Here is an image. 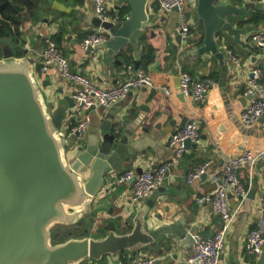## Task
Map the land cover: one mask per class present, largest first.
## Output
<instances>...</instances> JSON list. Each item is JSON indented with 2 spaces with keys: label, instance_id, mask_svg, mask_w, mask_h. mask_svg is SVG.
Segmentation results:
<instances>
[{
  "label": "crops",
  "instance_id": "crops-1",
  "mask_svg": "<svg viewBox=\"0 0 264 264\" xmlns=\"http://www.w3.org/2000/svg\"><path fill=\"white\" fill-rule=\"evenodd\" d=\"M108 1L112 14H116L121 7L128 6L125 0ZM158 1L151 0L150 7L151 12L158 14L159 18L148 23L139 44L125 47L121 53L122 56L120 53L109 56L104 45L94 51L81 47V40L96 29L90 23L94 16L91 0H54L52 4L48 0H42L38 7V20L30 17L25 9L20 12L22 15L21 42L14 45L4 40L2 53L4 55L6 51L13 52L15 57L22 58L25 56V49L30 50L29 56L36 58L34 76L41 87L51 114L58 105L65 104V96L73 97L74 92L72 85L61 79L55 67L47 74L41 72V51L47 36H51L59 45L63 54L69 59L70 68L73 71L81 73L92 82L104 87L115 86L125 79L126 60H132L135 65L139 62V67H142L145 63L143 57L146 46L155 50L154 61L145 69L151 74L156 86L164 85L179 89L182 72L189 73L195 79L200 80L213 78L214 82L203 102H195L185 96L181 98L179 97L180 92L170 98L161 90L141 87L132 91L126 99L115 105L118 110L115 120L123 122L122 129H125L138 116H147L131 141V144L136 145L137 154L129 162H125L123 168L115 173V177L130 168H153V166L167 162L173 156V150L169 146L170 136L180 130L190 118H197L201 122V143L191 149H186L176 165L171 168V177L165 184L166 191L150 212L154 226L161 223L155 218L157 213L163 216L164 222H174L184 218L188 222L186 229L190 238L185 242L171 237L170 250L162 254H159L158 249L163 248L165 243H168L167 240L160 242L157 247L149 246L140 249L136 254L133 252L121 254V260L126 262L132 261L141 253H152L158 256L155 264H182L193 252L196 234L209 237L222 225L221 218L212 212L210 204L198 202L203 195L213 191L217 183L210 177L200 178L190 183L187 181L189 171L198 163L208 160L213 161L210 171H220L226 156L240 153L247 148L253 150L264 148V116L250 128L245 126L240 118L241 112L249 102L246 100L245 90L251 69L254 66H260L264 77V55H254L236 44L232 38L227 37V40L223 42L224 46L234 51L241 59V64L236 66L230 62L227 83L225 86H220V67L217 60L213 57L206 59L207 55H194L196 48L203 43L202 38L198 35L192 41L179 43L176 36L180 22L178 11L174 10L167 15L159 14L157 12ZM229 1L234 4L243 2V0ZM188 2L191 5L190 21L194 31L197 15L193 8V0H188ZM255 14L264 16L263 13L251 12L238 21L240 27L252 28L251 32L244 35L249 42H251L250 37L253 32L264 31V22L260 24L246 22ZM18 46L22 48V56H16L14 53ZM125 54L127 57L124 56ZM254 57L256 61L253 60ZM28 64L33 68V65ZM47 79L51 83L44 85ZM110 109L99 108L92 112V124L81 138L67 135L68 127L75 122L70 121L72 115L65 116L60 131L69 145L68 157L71 158L75 154L74 150L85 144L93 135L105 133L102 128L107 122L106 112ZM144 128L148 131H143ZM240 177L250 191L254 189L256 192L253 198L248 197L244 200L237 211L223 251V264H252L254 260L246 253L245 245L250 230L256 227L258 220V202L264 189V161L259 162L254 169L242 168ZM131 189L132 184L129 181L122 184L114 181L108 184L99 194V206L96 211L87 213L82 217L79 226L72 227L74 235L71 237L102 238L107 235L103 227L116 219H119L120 233L130 231L133 228L137 210L141 208L131 202ZM230 204L233 209L237 208L238 198L230 195ZM111 208H114L112 214L109 212ZM97 214L107 215L98 226L94 223V217ZM173 254H177L178 258L174 259ZM103 261L106 264H116V261L110 257ZM84 264H101V262L86 259Z\"/></svg>",
  "mask_w": 264,
  "mask_h": 264
},
{
  "label": "water",
  "instance_id": "water-1",
  "mask_svg": "<svg viewBox=\"0 0 264 264\" xmlns=\"http://www.w3.org/2000/svg\"><path fill=\"white\" fill-rule=\"evenodd\" d=\"M48 1L52 4L54 0ZM125 1L130 10L122 20L104 21L95 13L90 20L97 30L108 34L104 46L109 56L121 54L128 45L137 46L148 23L159 18L151 12V0ZM13 6L19 13L25 11L19 4ZM193 8L197 24L187 42L198 35L202 38L203 43L194 55L217 60L220 86L226 85L230 72L231 61L223 44L227 37L254 55H264L263 46L244 38L252 28L238 25V21L251 12L264 14V2L243 0L241 4H234L229 0H193ZM176 36L179 43L184 42L178 30ZM29 51L26 48L22 58L6 51L0 58V264H84L86 259L106 264L103 260L107 257L119 264L123 252L136 254L140 249L157 247L167 240L168 243L158 249L162 254L170 250L171 237L186 242L190 234L184 218L164 222L163 216L157 213L155 218L161 223L152 224L150 212L166 191L165 184L138 205L141 208L130 231L120 233L119 219H116L103 227L107 235L102 238L71 237L53 242L52 234L57 225L79 226L84 215L96 211L101 190L113 183L115 173L137 154L136 145L131 141L147 116H138L122 129L123 122L115 120L118 110L111 107L102 128L105 133L93 135L68 157L69 145L60 128L66 115H72L71 122L76 121L77 102L74 97L65 96V104L58 105L53 114L49 112L34 76L36 58L29 56ZM50 83L47 79L43 84ZM179 97L184 98V95L181 93ZM249 99L250 96H246V100ZM100 109L106 108L101 106ZM96 110L92 106L87 113ZM194 146L190 139L185 140L186 149ZM136 171L141 173L142 168ZM207 177L204 173L201 178ZM134 181L135 176L129 179L131 184ZM255 192L251 190L248 197L253 198ZM113 211L111 208L110 214ZM172 257L177 259L178 255ZM195 264L201 261L196 260ZM252 264H264V249Z\"/></svg>",
  "mask_w": 264,
  "mask_h": 264
},
{
  "label": "built area",
  "instance_id": "built-area-1",
  "mask_svg": "<svg viewBox=\"0 0 264 264\" xmlns=\"http://www.w3.org/2000/svg\"><path fill=\"white\" fill-rule=\"evenodd\" d=\"M264 2V0H258ZM94 13L104 21L118 22L120 17L111 13L108 0H91ZM177 11L180 15V22L177 30L184 42L188 41L193 34L191 21L187 19L185 13V0H159L157 12L167 15L170 12ZM108 40V34L104 31L94 29L81 42V47L85 50L94 51L104 45ZM250 41L254 44L264 47V31L253 32ZM230 61L239 66L241 59L234 51L225 45ZM43 60L41 62V72L47 74L55 67L62 80L69 82L73 87V97L77 102L75 106L76 121L68 127L67 135L69 137L81 138L90 128L93 116L92 112L87 113L92 106L98 110L101 106L111 108L129 94L141 87L158 89L172 98L178 92L185 97L191 98L195 102H203L205 96L213 84L211 78L195 79L186 72L180 74V87L174 89L168 86H156L151 74L143 67H136L134 64L125 66L124 73L126 77L119 84L112 87H104L92 82L86 76L70 68L69 59L63 54L61 48L51 36L44 39L42 51ZM251 75L248 79L245 95L250 96L249 102L240 114L241 121L247 127H252L260 118L264 116V77L260 66H254L251 69ZM200 120L190 118L184 126L172 134L169 138V146L173 150V156L167 162H164L156 168L144 167L142 172L138 173L135 168L125 170L115 177L117 184L126 183L135 176L130 193L131 202L134 205H140L150 197L152 192L158 187L166 184L171 177V168L176 165L179 158L186 150L185 140L190 139L196 145L202 141L200 133ZM117 127L119 125H116ZM264 161V148L259 150L244 149L240 153L231 154L225 157L222 169L212 172L210 167L212 160H208L198 166H195L187 174V181L193 182L200 179L204 173L208 174L214 182L216 188L198 199L199 203H208L211 205L212 212L219 216L222 225L211 237H205L196 234L193 243V252L187 258L188 264H195L200 260L201 264H223L222 255L226 246L227 237L237 211L244 200L248 198L250 188L246 186L240 177V170L244 167L256 168L259 162ZM230 195L239 200L238 207L233 209L230 204ZM105 214H97L94 217V223L98 226ZM264 249V189L262 190L258 202V220L256 227L250 230L245 250L246 253L257 259ZM158 256L152 253H141L132 261H120L119 264H155Z\"/></svg>",
  "mask_w": 264,
  "mask_h": 264
},
{
  "label": "trees",
  "instance_id": "trees-1",
  "mask_svg": "<svg viewBox=\"0 0 264 264\" xmlns=\"http://www.w3.org/2000/svg\"><path fill=\"white\" fill-rule=\"evenodd\" d=\"M41 1L42 0H0V58L3 56L2 45L4 40H7L8 42H11L14 45L15 44L17 45L18 43L21 42L20 26L22 23V15L14 9L13 6L14 3L25 7L28 15L30 17H34L35 20H38L39 18L38 7ZM128 11H129L128 6L123 8L121 7L120 10L116 12V14L122 20L127 15ZM246 22L253 24H260L264 22V16L262 14H255L252 17L248 18ZM144 51H145L144 52L145 56L143 58L145 60L144 61L145 63L142 65V67L146 68L148 64L154 61L155 50L150 46H146ZM14 53L16 56H22L23 55L22 48L18 46ZM124 56L127 57L126 54ZM126 62H127L126 65L134 64L132 60H126ZM211 79L213 80V78ZM202 163L204 162H200L198 163V165ZM72 227L73 226L57 225L54 228L52 234L53 242L54 243L63 242L66 241L68 238H70L72 235H74L72 231L73 230Z\"/></svg>",
  "mask_w": 264,
  "mask_h": 264
},
{
  "label": "rangeland",
  "instance_id": "rangeland-1",
  "mask_svg": "<svg viewBox=\"0 0 264 264\" xmlns=\"http://www.w3.org/2000/svg\"><path fill=\"white\" fill-rule=\"evenodd\" d=\"M190 4H189V2H188V0H185V13H186V16H187V19L190 21V18H191V13H190V11H191V8H190ZM178 14H179V12H178ZM179 17H180V15H179Z\"/></svg>",
  "mask_w": 264,
  "mask_h": 264
}]
</instances>
